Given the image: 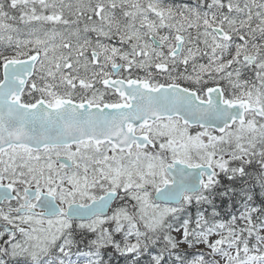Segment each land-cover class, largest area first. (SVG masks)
<instances>
[{"label": "snow or ice", "instance_id": "snow-or-ice-1", "mask_svg": "<svg viewBox=\"0 0 264 264\" xmlns=\"http://www.w3.org/2000/svg\"><path fill=\"white\" fill-rule=\"evenodd\" d=\"M0 264H264V0H0Z\"/></svg>", "mask_w": 264, "mask_h": 264}]
</instances>
